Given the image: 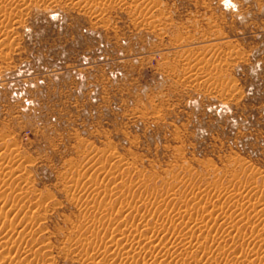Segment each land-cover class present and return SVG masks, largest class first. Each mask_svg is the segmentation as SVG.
I'll list each match as a JSON object with an SVG mask.
<instances>
[{"label":"rangeland","instance_id":"rangeland-1","mask_svg":"<svg viewBox=\"0 0 264 264\" xmlns=\"http://www.w3.org/2000/svg\"><path fill=\"white\" fill-rule=\"evenodd\" d=\"M263 199L264 0H0V264H264Z\"/></svg>","mask_w":264,"mask_h":264},{"label":"bare ground","instance_id":"bare-ground-1","mask_svg":"<svg viewBox=\"0 0 264 264\" xmlns=\"http://www.w3.org/2000/svg\"><path fill=\"white\" fill-rule=\"evenodd\" d=\"M145 185H146V184H145ZM204 191H205V190H204ZM145 192H146V191H145ZM218 193H219V192H218ZM231 195H232V194H230V196H231ZM230 196H229V197H230ZM92 197H93V196H92ZM236 198H237V197H236ZM127 199H128V198H127ZM238 200H239V199H238ZM238 200H237V201H238ZM263 200H264V199H263ZM13 201H14V200H13ZM227 201H228V200H227ZM229 201H230V199H229ZM237 204H238V203H237ZM42 205H43V204H42ZM84 206H85V205H84ZM135 206H136V205H135ZM1 207H2V206H1ZM38 207H39V206H38ZM169 207H170V206H169ZM256 207H257V206H256ZM131 208H132V207H131ZM164 208H165V207H164ZM0 209H2V208H0ZM15 209H16V208H15ZM118 209H119V208H118ZM121 209H122V212H123V211H126V213H127V211L129 210V209H128V210L125 209V207H124V208H121ZM179 209H180V208H179ZM185 209H186V208H185ZM207 209H208V208H207ZM12 210H13V209H12ZM152 210H153V209H152ZM167 210H168V209H167ZM254 210H255V209H254ZM206 211H207V210H206ZM0 212H1V213H0V231H1V230H3V229L5 228V222L8 220V216H6V214H4V213L2 214L3 211H0ZM12 212H13V211H12ZM119 212H120V211H119ZM156 212H157V211H156ZM263 212H264V211H263ZM88 213H89V212H88ZM108 213H109V212H108ZM224 213H225V212H224ZM243 213H244V212H243ZM245 213H246V212H245ZM257 213H258V212H257ZM142 214H143V213H142ZM154 214H155V213H154ZM225 214H226V213H225ZM258 214H259V213H258ZM263 214H264V213H263ZM8 215H9V214H8ZM140 215H141V214H140ZM32 216H33V214H32ZM32 216H30V217L32 218ZM30 217H29V218H30ZM29 218H28V219H29ZM105 218H106V217H105ZM222 218H223V217H222ZM200 219H202V218H199V219L195 218V219H193V220H192L193 225H195V226L201 225V224L203 223L202 221H204L205 218L202 219V221H201ZM32 220H33V218H32ZM137 220H138V219H137ZM172 220H173V219H172ZM8 221H9V220H8ZM28 221H29V220H28ZM37 221H38V220H37ZM228 221H229V220H228ZM26 222H27V221H26ZM181 222H182V221H181ZM184 222H186V221H184ZM184 222H183V223H184ZM204 222H206V220H205ZM134 223H135V222H134ZM141 223H142L143 225H147V223H146L145 220H144V221H141ZM186 223H188V222H186ZM186 223H185V224H186ZM227 223H228V222H227ZM253 223H254V222H253ZM253 223H252V224H253ZM10 224L12 225V222H11V221H10ZM14 224H16V223H14ZM189 224H190V223H189ZM225 224H226V223H225ZM247 224H248V223H247ZM11 225H10V227L12 228ZM132 226H133V222H132ZM6 227H7V226H6ZM137 227H138V226H137ZM152 227H153V226H152ZM13 228H14V226H13ZM15 228H16V227H15ZM15 228H14V229H15ZM21 228H22V227H21ZM96 228H97V227H96ZM141 228L145 229V228L142 227V226H141ZM166 228H167V227H166ZM189 228H190V227H189ZM234 228H235V227H234ZM16 229H18V228H16ZM139 229H140V227H139ZM198 229H199V228H198ZM198 229H197V230H198ZM6 230H7V229H6ZM6 230H5V231H6ZM256 230H257V229H256ZM113 231H114V230H113ZM157 231H158V230H157ZM29 232H30V231H29ZM88 232H89V231H88ZM0 233L2 234V235L0 234V239H3L2 237H3V234H4V233H3V232H0ZM190 233H191V232H190ZM19 234H20V233H19ZM23 234H24V233H22V235H23ZM176 234H177V233H176ZM184 234H185V233H184ZM230 234H231V233H230ZM9 235H10V234H9ZM93 235H94V234H93ZM144 235H145V234H144ZM182 235H183V233H182ZM187 235H188V234H187ZM7 236H8V234H7ZM16 236H17V235H16ZM115 236H116V235H115ZM125 236H126V235H125ZM155 236H156V235H155ZM11 237H12V236H11ZM20 237H21V236H20ZM111 237H112V236H111ZM111 237H110V238H111ZM127 237H128V236H127ZM139 237H140V236H139ZM233 237H235V235H233ZM8 238H9V236H8ZM203 238H204V237H203ZM216 238H217V237H216ZM4 239H5V238H4ZM149 239H151V238H149ZM11 240H12V239H11ZM19 240H20V239H19ZM33 240H34V239H33ZM114 240H115V239H114ZM224 240H225V239H224ZM0 241H1V240H0ZM11 242H12V241H11ZM19 242H20V241H19ZM79 242H80V241H79ZM0 243H1V242H0ZM116 243H117V242H116ZM122 244H123V243H122ZM137 244H138V243H137ZM192 246H193V245H192ZM2 247H3V246H2ZM147 247H148V246H147ZM256 249H257V248H256ZM29 250H30V249H29ZM43 250H44V249H43ZM118 250H119V249H118ZM9 251H10V250H9ZM6 255H7V253H4V254L2 255V253L0 252V259H1V258H4V259L6 260V257H7ZM252 255H253V254H252ZM252 255H251V256H252ZM257 255H258V254H257ZM143 257H144V256H143ZM150 257H151V256H150ZM17 259H18V257H17ZM1 260H2V259H1ZM18 261H19V260H18ZM93 261H94V260H93ZM96 262H97V261H96ZM167 262H168V261H167ZM91 263H92V262H91ZM161 263H162V262H161ZM6 264H7V263H6ZM96 264H97V263H96ZM166 264H167V263H166Z\"/></svg>","mask_w":264,"mask_h":264},{"label":"built area","instance_id":"built-area-1","mask_svg":"<svg viewBox=\"0 0 264 264\" xmlns=\"http://www.w3.org/2000/svg\"><path fill=\"white\" fill-rule=\"evenodd\" d=\"M158 56H159V54H158ZM26 138H28V135L26 136Z\"/></svg>","mask_w":264,"mask_h":264}]
</instances>
